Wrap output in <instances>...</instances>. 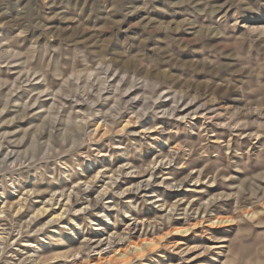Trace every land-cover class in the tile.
<instances>
[{
	"label": "rangeland",
	"instance_id": "1",
	"mask_svg": "<svg viewBox=\"0 0 264 264\" xmlns=\"http://www.w3.org/2000/svg\"><path fill=\"white\" fill-rule=\"evenodd\" d=\"M0 264H264V0H0Z\"/></svg>",
	"mask_w": 264,
	"mask_h": 264
}]
</instances>
